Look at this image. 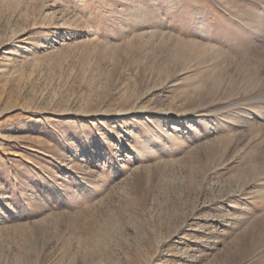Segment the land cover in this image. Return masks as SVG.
<instances>
[{
  "label": "rangeland",
  "instance_id": "obj_1",
  "mask_svg": "<svg viewBox=\"0 0 264 264\" xmlns=\"http://www.w3.org/2000/svg\"><path fill=\"white\" fill-rule=\"evenodd\" d=\"M264 0H0V264H264Z\"/></svg>",
  "mask_w": 264,
  "mask_h": 264
},
{
  "label": "bare ground",
  "instance_id": "obj_2",
  "mask_svg": "<svg viewBox=\"0 0 264 264\" xmlns=\"http://www.w3.org/2000/svg\"><path fill=\"white\" fill-rule=\"evenodd\" d=\"M262 113H264V112H262ZM262 115H264V114H262Z\"/></svg>",
  "mask_w": 264,
  "mask_h": 264
}]
</instances>
